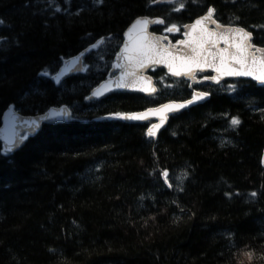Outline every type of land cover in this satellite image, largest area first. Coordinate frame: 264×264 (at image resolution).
I'll return each mask as SVG.
<instances>
[{
  "label": "trees",
  "instance_id": "1",
  "mask_svg": "<svg viewBox=\"0 0 264 264\" xmlns=\"http://www.w3.org/2000/svg\"><path fill=\"white\" fill-rule=\"evenodd\" d=\"M209 6L264 45V0H0V126L9 106L30 115L65 104L72 115L11 156L0 140V264H264V86L234 78L202 89L154 68L151 96L85 98L135 17L162 18L151 30L163 32ZM101 37L83 71L56 85L62 62ZM196 89L208 98L169 115L155 138L149 121L108 116Z\"/></svg>",
  "mask_w": 264,
  "mask_h": 264
},
{
  "label": "snow or ice",
  "instance_id": "2",
  "mask_svg": "<svg viewBox=\"0 0 264 264\" xmlns=\"http://www.w3.org/2000/svg\"><path fill=\"white\" fill-rule=\"evenodd\" d=\"M45 2L51 5L55 3V0H45ZM64 2L67 4L69 0H64ZM102 2L103 0H91L93 7L99 6ZM150 2H155V0H150ZM183 7V4L179 5V8ZM54 11H61V9L57 7ZM214 12L215 9L209 6L207 11L197 17L191 25L184 26L185 39L176 41V45L181 46L179 48L176 45L163 44L162 41L166 39L164 36H155L148 33V25L153 22L163 24L162 19L157 18L153 21L148 17L137 18L125 32L124 35L128 38V41L121 48V52L117 54L122 56L125 63L118 65V67H123L124 71L120 73L114 87L136 88L147 94L155 93L156 89L151 82V78L142 74L145 67L153 64L166 65L168 72L176 77L183 76L194 80L197 72L202 73L205 69H211L214 74L202 76V80L219 83L223 77H252L264 85V47L253 45L251 43L252 33L244 27L220 24L214 19ZM2 23L3 21L0 20V24ZM165 31L171 33L179 31V29L176 24H170L165 28ZM87 35L90 36L91 34ZM104 39V37H101L81 55L87 54L90 49H96ZM3 50L5 49L0 45V51ZM75 62L74 58L72 63ZM42 74L48 75V73ZM51 78L57 84L61 83L59 74L53 75ZM232 87V85H229V89ZM106 91H108L106 87L96 89L91 95L92 97H99ZM208 95L207 92L193 90L190 99L178 102L169 101L155 108H147L142 112H112L108 113V116L140 121L147 120L151 116L158 117V122L149 123L146 129L147 136L155 137L157 130L168 119L169 113L184 109L188 105L205 99ZM85 98L88 99L89 97ZM67 115V108L62 106L59 111H50L46 117L41 119ZM239 123L238 117H231V126L234 127ZM33 126L34 128L40 126L35 119L33 120ZM17 147L19 146L17 145ZM12 152L13 149L6 148L2 155L11 156ZM161 175L165 177V183H167V170H164ZM184 175H187V173ZM251 195L255 196L256 193L253 192Z\"/></svg>",
  "mask_w": 264,
  "mask_h": 264
},
{
  "label": "water",
  "instance_id": "3",
  "mask_svg": "<svg viewBox=\"0 0 264 264\" xmlns=\"http://www.w3.org/2000/svg\"><path fill=\"white\" fill-rule=\"evenodd\" d=\"M158 2H163V1H168V0H157ZM212 7V6H211ZM207 11V10H206ZM205 11V12H206ZM205 12H203L202 14L198 15L197 17L203 15ZM141 17H148L149 19L155 21L157 18L159 19H162L160 17H150L148 15H140V16H137L135 17L128 25L127 27L124 29L123 31V40H122V43L120 45V47L118 48L116 54L114 55V59H113V62H112V65H111V69L109 71V73L111 74L110 76H108L107 78L103 79L102 81H100L97 85H95L89 92V95L87 97H89L88 99H100V98H103L105 97L106 95L108 94H111L113 92H129V93H139V94H143V95H153L157 92V86L154 82V78L153 76L151 75V73L149 72L152 67H156V68H163L165 73L171 77H174V78H180V77H176V76H173L171 73L168 72V69L166 67V65L164 64H153V65H150L148 67H145L143 69V76L145 77H150L151 78V82L152 84L154 85L156 91L155 93L153 94H147V93H144L142 91H140L139 89H136V88H122V87H114V84L116 83V81L119 79V76H120V73L122 71H124V68L123 67H118V65H123L125 62L122 58V56L120 55H117L118 53L121 52V48L123 47V45L128 41V38L125 37V32H127V30L131 27V25L135 22V20L137 18H141ZM195 17L192 21L184 24L182 26V29H183V32H182V36L177 39V40H182V39H185V36H184V31H185V28L184 26L185 25H191L195 20L196 18ZM215 19V18H214ZM153 24H158L156 22H153V23H150L148 25V28H147V31L148 33L150 34H153L155 36H164L166 39L162 41L163 44L165 45H176V41L172 42L169 40V37L166 35V34H163V33H158V32H153L151 31V25ZM222 25H230V24H222ZM233 26H239V25H233ZM240 27H243V26H240ZM245 28V27H244ZM246 29V28H245ZM247 31L251 32V30L249 29H246ZM252 38H253V33H252ZM100 39V38H99ZM98 39V40H99ZM97 41V40H96ZM95 41V42H96ZM94 42V43H95ZM92 43V44H94ZM251 43H252V39H251ZM253 44V43H252ZM91 45V44H90ZM90 45L86 46L84 49H82L80 52H78L77 54L73 55V56H70L69 58L65 59L62 63V65L58 68V70L53 74V75H56V74H59L60 76V80L62 81L63 79L67 78L68 76H70L71 74L75 73V72H80L83 70V56L85 55H81V53H84L85 50H88L90 48ZM253 45H256V44H253ZM221 46H223L221 44ZM256 46H259V47H264V45H256ZM177 48L181 47L179 45H176ZM90 50H93V49H90ZM75 58V63H72V60ZM203 72H209L210 75H213L214 73L212 72L211 69H205ZM52 75V76H53ZM209 75V76H210ZM183 77V76H181ZM186 78V77H184ZM230 78H242V79H248V80H252L254 81L257 85L259 86H264L262 84H260L259 82H257L256 80H254L252 77H223L221 79L222 80H225V79H230ZM54 80V79H53ZM191 81L195 82L197 81V78H195L194 80L193 79H190ZM55 81V80H54ZM201 81H208V82H211L213 84H218L217 82H214V81H210V80H202ZM220 81V82H221ZM219 82V83H220ZM56 83V81H55ZM57 84V83H56ZM107 88L108 91L106 92H103L101 96L99 97H92V92L96 89H102V88ZM203 92V91H201ZM209 96V95H208ZM191 98V97H190ZM188 98V99H190ZM208 97H206L205 99L201 100V101H197L191 105H188L186 106L184 109L196 104V103H201L203 101H205ZM169 101H182V100H168V101H165V102H162L158 105H155V106H150V107H147V108H155L161 104H165V103H168ZM66 107L67 110H68V115L67 116H61V117H58V118H48V119H41L42 117H46L48 115V113L50 111H59L61 109V107ZM145 108V109H147ZM145 109H142V110H137V111H132V112H142L144 111ZM184 109H180L179 111L181 110H184ZM177 111V112H179ZM176 113V112H174ZM173 113H169L168 114V119H169V115H171ZM71 110L70 108L63 104V105H58V106H51L49 107L46 111L42 112V113H38V114H32V115H26V114H20L18 113L17 111H15V109L12 107V106H9L3 113L2 115V124L0 126V140L3 144V149H6V148H11L14 150L18 149L22 144L23 142L25 141L26 137L27 136H33L35 133H37L43 125L45 124H57V123H64L68 120L71 119ZM37 120L39 122V127L38 128H34L33 126V120ZM158 117H155V116H151L149 117L147 120H143V121H151V123H156L158 122ZM168 119L165 121V123L160 127V129L157 130V133H156V136L157 134L165 128L167 122H168ZM126 122H143V121H140V120H128V119H124ZM149 126V125H148ZM155 136V137H156ZM153 137V138H155ZM17 145L19 147H17ZM262 162L264 164V150H263V153H262Z\"/></svg>",
  "mask_w": 264,
  "mask_h": 264
},
{
  "label": "flooded vegetation",
  "instance_id": "4",
  "mask_svg": "<svg viewBox=\"0 0 264 264\" xmlns=\"http://www.w3.org/2000/svg\"><path fill=\"white\" fill-rule=\"evenodd\" d=\"M181 33H182V31H180V36H181ZM208 75H210V73H207V72H197L196 73V76H197V78L200 80V78L202 77V76H208ZM199 88H204V85H208V84H211L210 82H208V81H204V82H196L195 83ZM202 91V90H201ZM204 91V90H203Z\"/></svg>",
  "mask_w": 264,
  "mask_h": 264
},
{
  "label": "rangeland",
  "instance_id": "5",
  "mask_svg": "<svg viewBox=\"0 0 264 264\" xmlns=\"http://www.w3.org/2000/svg\"><path fill=\"white\" fill-rule=\"evenodd\" d=\"M174 2L176 3V2H177V0H174ZM162 31H163V32H166V31H165V29H164V30H162Z\"/></svg>",
  "mask_w": 264,
  "mask_h": 264
}]
</instances>
